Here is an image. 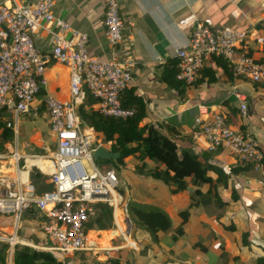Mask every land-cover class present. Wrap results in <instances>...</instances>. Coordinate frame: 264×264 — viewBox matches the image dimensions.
Instances as JSON below:
<instances>
[{"label":"crops","instance_id":"1","mask_svg":"<svg viewBox=\"0 0 264 264\" xmlns=\"http://www.w3.org/2000/svg\"><path fill=\"white\" fill-rule=\"evenodd\" d=\"M26 1L34 3L37 0ZM52 1V14L87 36L86 47L91 56L100 60L114 58L132 62L130 85L135 87V93L146 105V123L156 125L157 130L171 135L180 147L192 149L203 163L208 161L229 173V169L241 163L226 152L207 153L192 139L193 120L197 116L205 117L199 113L207 108V114L222 113L229 117L232 127L252 134L264 154V88H255L244 81L233 84L248 106L247 116L241 117L239 103L230 98L233 85L226 90H213L208 86L205 91L208 96L205 97L193 91L181 97L159 80L166 62L174 59L175 47L184 45L189 34L186 30L177 29L176 24L190 15L212 29L229 27L247 31L243 48L256 60L261 58L264 55V0H118L124 29L115 55L108 45L103 26L104 0ZM47 28H37L33 33L34 45L42 53L51 49L52 32L57 31L53 26ZM45 77L46 94L63 101L70 98V71L67 67L51 64ZM244 87L254 90L253 99L241 93ZM225 100L236 107L234 116L229 108L222 106ZM168 127L174 132L168 131ZM7 148L11 145H6L5 150ZM206 155H209L208 159ZM135 164L136 161L130 159L126 161V168L132 170ZM147 165L154 167L151 161H147ZM42 169L47 172V164ZM263 180L264 166L261 171L253 169L232 175L226 188L217 186L218 200L214 195L206 194L207 186L200 188L202 196H195L194 201L188 192L168 195L163 188H152V199L145 201L164 209L173 226L178 225L177 212L189 210L190 218L182 228L183 234L177 236L173 228L167 229L157 219L152 226L141 220L149 230L135 227L126 210V213L120 212L117 207L113 213L117 230L110 228L89 233L90 238H96L99 249L108 250V257L102 251L94 255L91 252L68 254L64 258L51 250L53 243L41 230L42 216L39 213L24 212L19 220L20 227L13 217L0 214V237L3 239L5 235L13 234L14 241L10 244L6 264H12L15 244L53 251L62 264H111L110 259L118 264H254L258 257H264ZM232 188L238 192L240 203L218 207L217 201L231 202ZM125 194L129 197L127 190ZM123 207L126 209L125 203ZM122 215L126 216L124 220ZM230 226L235 228L229 230ZM12 227H15L14 233L10 230ZM243 238L249 244L244 243ZM3 240L0 243L5 242ZM95 257L101 261L95 262Z\"/></svg>","mask_w":264,"mask_h":264},{"label":"built area","instance_id":"2","mask_svg":"<svg viewBox=\"0 0 264 264\" xmlns=\"http://www.w3.org/2000/svg\"><path fill=\"white\" fill-rule=\"evenodd\" d=\"M52 0H4L0 2V116L6 127L18 134L20 117L47 118L48 132L54 136L55 151L47 160L48 183L52 191L34 196L26 166H19L17 147L12 152L16 175L0 176V214L13 216L15 224L31 205L42 216L41 230L55 252L65 255L102 252L96 238H90L89 222L97 216L95 205L121 206L117 192L119 179L112 168L99 170L92 154L103 146L98 135L87 125L81 127L79 105L85 89L95 100L92 109L118 119L132 117L133 108L121 104V93L132 82L128 60H100L86 47L87 36L71 28L52 14ZM53 26L52 47L39 51L33 41L37 28ZM103 26L113 55L122 40L124 23L118 0H104ZM177 29L188 31L186 43L174 49L177 81L193 84L206 59L220 57L231 67L235 79L264 88V63L248 55L244 46L247 31L229 27L212 29L193 15L179 21ZM50 31V29H49ZM60 64L70 71V98L59 100L46 94V69ZM230 98L236 100L238 112L246 117L248 106L233 85ZM207 108L193 120L192 139L207 153L226 152L241 164H251L255 171L264 166V154L249 132L234 128L221 113L207 114ZM157 129L156 125H153ZM38 159V158H35ZM43 159V158H42ZM46 161V160H45ZM264 187V180L261 182ZM0 241H4L0 238ZM13 244V237L5 239ZM51 251V252H53Z\"/></svg>","mask_w":264,"mask_h":264},{"label":"trees","instance_id":"3","mask_svg":"<svg viewBox=\"0 0 264 264\" xmlns=\"http://www.w3.org/2000/svg\"><path fill=\"white\" fill-rule=\"evenodd\" d=\"M248 55L250 54L248 53ZM256 61L264 63V55ZM177 64L175 58L169 59L164 65L159 80L181 97L188 95L189 91L205 97L208 96V93L205 92L208 86L213 90L215 88L226 90L234 83L242 81L234 78L232 69L226 61L220 57H211L206 59L205 65L197 74L195 82L186 85L176 79ZM252 86L256 88L259 85L252 83ZM135 90L134 86L129 85L122 91L120 96L123 107L135 110L132 117L118 119L94 111L92 106L95 100L86 89L85 99L78 108L79 117L89 128L93 129L103 144H108L111 153L119 154L116 161L108 160L104 162L111 163L119 173L120 185L117 192L121 195L123 201L125 199L126 212L133 225L149 230L147 226H152V222L157 219L158 222L167 226V229L171 230L173 228L175 234L181 236L183 234L182 228L190 218L189 210L184 209L177 212L175 216L178 225L173 226L171 218L164 209L145 201L152 199L153 195L150 193V190H153L152 188H163L168 192V195L188 192L191 195L190 199L194 201L195 196H202L200 188L207 186L208 191L206 194L214 195L218 200V185L226 188L230 176H237L238 173L251 171L253 167L251 164H239V166L229 169L228 173L224 168L208 163V161L203 163L192 149L180 147L171 135H166L146 123V105L143 99L135 93ZM222 106L229 108L232 116L236 114L237 109L233 105L231 106V101H223ZM228 118L226 117V120L230 125ZM167 130L174 132L170 127ZM13 141V130L6 127L4 118L0 116V152L5 150L6 145H12ZM206 158L208 159L209 155H206ZM130 159L136 161L132 170L126 168V161ZM147 161L153 162L154 167H149ZM29 180L34 187V195H42L53 187L46 181L47 177L36 169L30 170ZM126 190L129 197H126ZM230 200V203L229 201H217L218 207L240 203L238 192L234 188H232ZM95 209L97 216L89 222L88 227L93 226L97 230L110 229L113 222V208L108 204L97 203ZM25 212L35 215L38 213L32 205ZM9 216L13 217L12 215ZM138 216L140 219H138ZM40 220L42 223L43 218ZM141 220L147 221V226ZM234 228V226H230L228 229L233 230ZM245 238H243V242L249 244V241L246 242ZM9 250V243H0V264L7 263ZM262 251L264 253V247ZM109 262L118 264L117 261L111 259ZM12 264L62 263L54 256L53 252L36 250L23 244H15L12 248ZM254 264H264V257H258Z\"/></svg>","mask_w":264,"mask_h":264},{"label":"rangeland","instance_id":"4","mask_svg":"<svg viewBox=\"0 0 264 264\" xmlns=\"http://www.w3.org/2000/svg\"><path fill=\"white\" fill-rule=\"evenodd\" d=\"M241 93L253 99L255 92L252 88L244 87V88H241ZM80 122H81L80 123L81 127H84L86 125L83 121H80ZM46 123H47V118L45 117H40V118L20 117L17 138H15L16 136L14 134V141H13V144L11 145V148H7L3 152H0V176L5 177L7 179H11L14 176L15 163L12 157V152L15 150V145L16 147H18L19 154L23 157L19 160L20 167L26 166L25 169H27L29 173H30V170L32 169H36L37 171H39L38 169L42 170V168H44V165L47 164V160H50L53 152L55 151V143L53 141L54 136L50 134V132H48V127ZM103 146L106 147L108 146V144H103ZM35 158H38V159H35ZM92 161L95 167L98 168L99 170L103 168H112L117 174V177L120 182L119 173L117 169L113 168L111 163H107L101 160H94L93 157H92ZM129 163L132 165L131 162ZM42 175L47 177L46 181L48 182V176L46 174H42ZM52 189L49 191H52ZM34 196H40V195L35 194ZM124 203H125V199L124 201L122 199L121 206L119 207L118 211L120 212L124 211V213H126L125 212L126 209H124L123 207ZM6 215L9 216L10 214H6ZM123 217L122 218L124 220L126 216H123ZM18 227H20V222L18 224ZM111 228L117 230V227H115L114 225V218H113ZM89 229L97 230L93 226L89 227ZM10 230L12 231V233H14L15 227H12ZM5 236L6 237H4L3 239H10L11 237H13V234L10 236H7V235ZM96 246L99 249L100 246H98L97 241H96ZM107 252L108 250L105 251L104 249L102 253H104L105 256L108 257ZM58 254L60 256H63L64 258L68 257L65 254L57 252V255ZM98 256L100 257L101 255H98ZM96 260L101 261V259H96L95 257L94 261L96 262Z\"/></svg>","mask_w":264,"mask_h":264},{"label":"water","instance_id":"5","mask_svg":"<svg viewBox=\"0 0 264 264\" xmlns=\"http://www.w3.org/2000/svg\"><path fill=\"white\" fill-rule=\"evenodd\" d=\"M92 157L94 160H101V161L111 160L114 162L119 157V154L118 153H116V154L111 153L110 150L105 146H98L94 150Z\"/></svg>","mask_w":264,"mask_h":264},{"label":"bare ground","instance_id":"6","mask_svg":"<svg viewBox=\"0 0 264 264\" xmlns=\"http://www.w3.org/2000/svg\"><path fill=\"white\" fill-rule=\"evenodd\" d=\"M13 160H14V158H13ZM41 171L44 172L43 169Z\"/></svg>","mask_w":264,"mask_h":264}]
</instances>
